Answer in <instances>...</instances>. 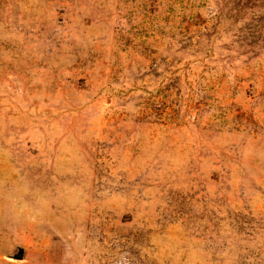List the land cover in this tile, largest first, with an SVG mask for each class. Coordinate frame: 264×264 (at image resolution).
<instances>
[{
  "label": "rangeland",
  "instance_id": "rangeland-1",
  "mask_svg": "<svg viewBox=\"0 0 264 264\" xmlns=\"http://www.w3.org/2000/svg\"><path fill=\"white\" fill-rule=\"evenodd\" d=\"M0 264H264V0H0Z\"/></svg>",
  "mask_w": 264,
  "mask_h": 264
},
{
  "label": "water",
  "instance_id": "water-1",
  "mask_svg": "<svg viewBox=\"0 0 264 264\" xmlns=\"http://www.w3.org/2000/svg\"><path fill=\"white\" fill-rule=\"evenodd\" d=\"M23 250H20L19 252L14 254V257L17 259H22L23 258Z\"/></svg>",
  "mask_w": 264,
  "mask_h": 264
}]
</instances>
